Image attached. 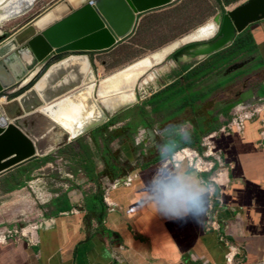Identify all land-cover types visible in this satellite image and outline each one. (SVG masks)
I'll use <instances>...</instances> for the list:
<instances>
[{"label": "crops", "instance_id": "1", "mask_svg": "<svg viewBox=\"0 0 264 264\" xmlns=\"http://www.w3.org/2000/svg\"><path fill=\"white\" fill-rule=\"evenodd\" d=\"M250 31L255 54L207 75L183 96L165 94L159 104L153 103L155 98L124 108L56 152L32 158V165L30 159L1 174L3 192L18 173L38 167L25 186L13 192L29 187L38 193L37 200L44 194L49 200L39 208L44 223L37 231L31 232L29 225L24 230L29 236L14 234L0 242V264H264V19ZM244 60L249 64L223 74ZM204 61L180 62L181 69L163 89L176 81L187 86L186 75ZM248 90L259 91L260 104L219 114L237 91ZM257 108L262 109L260 116L220 131L234 114ZM184 121L192 125L191 137L180 147L201 155L205 148L200 141L216 130L209 133H215V153L204 158L205 169H196L188 160L170 163L216 177L218 191L210 202L217 230L208 224L210 203L204 222L191 216L170 220L147 198L146 181L161 164L158 131ZM148 128L155 130L159 142L150 139ZM144 133L149 139L137 144Z\"/></svg>", "mask_w": 264, "mask_h": 264}, {"label": "water", "instance_id": "2", "mask_svg": "<svg viewBox=\"0 0 264 264\" xmlns=\"http://www.w3.org/2000/svg\"><path fill=\"white\" fill-rule=\"evenodd\" d=\"M176 1L90 0L39 34L15 42L17 47L0 57V101L21 92L10 101L0 102V175L34 157L52 154L67 141L89 133L116 114L118 110L110 111L97 102L95 95L99 77L92 68L89 54L117 47L136 33L144 16L168 8ZM37 18L34 17L22 29L41 19ZM263 19L264 0H244L227 13L220 12L214 16L218 24L214 37L185 44L167 55L155 69L165 65L170 56L176 63L186 59L202 62L232 46L240 33L247 28L255 29ZM6 40L8 38L0 36V45ZM63 56L67 57L59 60ZM249 62L235 63L223 74L226 76L236 72ZM80 66L92 68L85 83L84 75L75 77ZM35 71L36 74L32 76ZM84 90L89 92L101 117L87 124L76 136L58 125L53 113H49V106L38 111L45 104L53 102L50 107L61 109L70 98H76ZM258 93L248 90L239 101L223 107L219 114L231 112L240 106H257L263 98ZM147 133L153 142L158 141L154 129L148 128Z\"/></svg>", "mask_w": 264, "mask_h": 264}, {"label": "rangeland", "instance_id": "3", "mask_svg": "<svg viewBox=\"0 0 264 264\" xmlns=\"http://www.w3.org/2000/svg\"><path fill=\"white\" fill-rule=\"evenodd\" d=\"M243 1L240 0L226 6L227 11L239 6ZM66 2H69L71 6L68 7ZM87 2L90 0H38L24 16L0 25V32H2L0 36L12 39L27 27L39 23L51 12H56L57 18L45 27L38 28L39 34L44 28L69 15ZM220 12L224 13L218 0H178L168 8L144 16L139 22L136 33L117 47L109 51L90 53L92 68L100 81L206 26ZM34 17H38L37 20L41 19L22 29ZM65 57L67 56H63L61 59ZM181 66L182 63L174 62L170 56V60L165 65L159 66L157 70L155 69L141 81L137 91V101L119 108L118 111L147 100L151 93L169 82L170 77L175 76ZM153 74H159V77L151 82L150 79ZM147 81L149 85H146ZM20 93L18 92L13 96L9 95L3 100L10 101ZM41 110L40 108L38 111ZM236 116L234 114L229 122L233 123L234 119L237 118ZM47 195L44 194L39 197V201L37 200L38 193L34 195L29 187L22 191L13 192L8 196H5L4 192H0V238L5 235L8 237L9 231L12 232V235L16 234V231L18 235H21L22 230H25L29 225L36 227L40 226V223H44L40 220L39 208L45 205L42 203L49 200ZM29 235L26 234V236Z\"/></svg>", "mask_w": 264, "mask_h": 264}, {"label": "bare ground", "instance_id": "4", "mask_svg": "<svg viewBox=\"0 0 264 264\" xmlns=\"http://www.w3.org/2000/svg\"><path fill=\"white\" fill-rule=\"evenodd\" d=\"M37 1L38 0H0V25L24 16L32 7H34ZM66 5L68 7L71 6L69 2H66ZM57 16L58 14L56 12H51L36 25L29 26L18 33L14 38L6 40L0 45V57L17 47L18 44L16 45L15 42L24 41L37 35L38 28L50 24L57 18ZM217 31L218 24L214 20H211L209 24L186 37L126 67L125 69L100 80L95 95L98 99L97 102L110 111H117L119 108L136 102L137 91L141 81L153 72L156 65L161 63L167 55L172 54L175 50L190 42L211 39L216 35ZM1 33L2 32H0V35ZM27 60H30V58H27ZM151 68L153 69L148 71ZM91 70V67L85 68L84 66H80V69L76 70L77 73H75V77L84 75L83 83H85ZM36 72L37 71H35L32 76H34ZM158 77L159 74H153L151 75L150 81L154 82ZM28 81L29 79L26 82ZM146 85H149L148 81L146 82ZM0 102L4 101L1 100ZM52 104H54V102L49 105L46 104V106L44 105L45 107L43 106L41 109L45 110L44 108H48L49 106V113H53L52 116L58 125L74 136L80 134L81 130L84 129L87 124H90L101 117V112L96 109L87 90L81 92L76 98H70L63 104L64 106L61 109H56L54 106L50 107ZM186 153L190 154V151L187 150Z\"/></svg>", "mask_w": 264, "mask_h": 264}, {"label": "clouds", "instance_id": "5", "mask_svg": "<svg viewBox=\"0 0 264 264\" xmlns=\"http://www.w3.org/2000/svg\"><path fill=\"white\" fill-rule=\"evenodd\" d=\"M189 121L159 129L161 141L157 144L161 164L147 179L148 199L156 205L159 214L170 220L189 216L204 222L210 198L218 191L215 176L204 177L187 166L174 167L170 162L179 154L181 143L191 137ZM149 139L147 133L137 137V144Z\"/></svg>", "mask_w": 264, "mask_h": 264}, {"label": "trees", "instance_id": "6", "mask_svg": "<svg viewBox=\"0 0 264 264\" xmlns=\"http://www.w3.org/2000/svg\"><path fill=\"white\" fill-rule=\"evenodd\" d=\"M238 1L240 0H218L224 13L228 12L226 6L231 5L232 3ZM256 51H257V44L255 42V37L253 36L250 29L247 28L238 35L236 41L233 43L232 46L210 56L206 61H204L200 65L196 66L193 70H191L184 79L185 81L188 82L187 86H181L182 82H178L168 87L164 92H161V94L162 95L171 94L173 98L177 95L183 96L184 93L187 92L189 89H191L193 85H195L194 83H196L197 81H200L202 78L206 77L207 75H210L214 72L224 69L228 65L232 64L234 61L239 60L241 57L251 56L255 54ZM59 59H61V57ZM189 69L190 67L187 66L185 67V71H188ZM161 94L160 96L156 97L158 101H154L153 103L159 104V102L161 101L160 100ZM142 113L145 114V108H143ZM219 128L220 127L216 129ZM213 131L216 130L214 129L209 133H212ZM200 142H202V140ZM185 147L187 146H181L179 150ZM203 150L204 148L201 147L199 151L203 152ZM33 160L34 159H31L29 161V165H32ZM37 168H34L32 166L30 168L29 167L25 168L22 172L18 173L15 177H13L12 180H9L7 186L4 187L2 191L4 193H10L23 188L25 186V183L31 179V174L34 171L33 169H37Z\"/></svg>", "mask_w": 264, "mask_h": 264}, {"label": "built area", "instance_id": "7", "mask_svg": "<svg viewBox=\"0 0 264 264\" xmlns=\"http://www.w3.org/2000/svg\"><path fill=\"white\" fill-rule=\"evenodd\" d=\"M261 113H262V109H260V108L254 109V110L247 112V113H244V114L239 113V114H237V116H236L237 118L234 119L233 123L228 124L227 126L222 128L223 130L221 129L220 131H225L226 129H232L233 127L240 126L245 122V120L253 119L255 116H260L259 114H261ZM261 124H262L261 138H262V140H264V119L261 120ZM214 137H215V133L209 134L203 138L202 145L205 148V151L202 155L197 151H192L190 149L184 148V149H181L179 151V154L177 155L174 162L178 163L181 160H188L190 162V165H193L196 169H198V170L205 169L206 165L204 164V162H206V161L204 160V158L205 159L212 158L214 156V153H215L214 146L212 145L213 144L212 140ZM187 150L190 151V154L186 153ZM179 155L182 157H180ZM202 160H204V161H202ZM213 205H214L213 201L210 202V213H209L208 224H209V227H211V229L217 230L218 229L217 223L215 222V220H213L214 218L212 217ZM40 226H42V225H40ZM40 226L38 225L36 227H32L31 232L37 231L40 228ZM15 233L18 234L17 231ZM9 234L10 235L8 237L12 236L11 231H9ZM28 234H30V232ZM21 235L26 236V234L24 233V230H22ZM6 238H7V236H2L0 238V242L5 241Z\"/></svg>", "mask_w": 264, "mask_h": 264}, {"label": "flooded vegetation", "instance_id": "8", "mask_svg": "<svg viewBox=\"0 0 264 264\" xmlns=\"http://www.w3.org/2000/svg\"><path fill=\"white\" fill-rule=\"evenodd\" d=\"M175 77V76H174ZM176 81V80H175ZM178 81H176V83H177ZM176 83H174V84H176ZM166 85V83L165 84H163L157 91H155L154 93H151L150 94V96L147 98V100H150V101H152L153 99H155L156 97H158V96H160V94H161V92H163V90L164 89H166V88H164L163 89V87ZM243 93H245V92H241V91H237L236 92V94H234V98H232L231 100H229V102H227L226 104H224V106L223 107H226V106H228L229 104H231V103H233V102H236V101H239L240 99H241V95L243 94ZM162 95V94H161ZM222 107V108H223ZM159 142V141H158Z\"/></svg>", "mask_w": 264, "mask_h": 264}]
</instances>
